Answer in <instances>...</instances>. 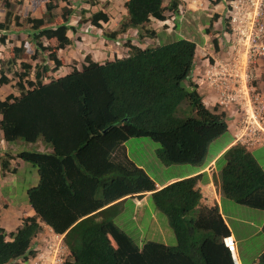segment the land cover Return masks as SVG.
I'll return each instance as SVG.
<instances>
[{
	"label": "trees",
	"instance_id": "16d2710c",
	"mask_svg": "<svg viewBox=\"0 0 264 264\" xmlns=\"http://www.w3.org/2000/svg\"><path fill=\"white\" fill-rule=\"evenodd\" d=\"M5 4L9 6V1ZM53 7L50 1L41 4L45 15ZM125 8L127 16L120 29L106 37L115 39L129 28L140 30L139 37L152 36L151 19L165 20L167 10L176 12L177 1L166 5L164 0H126ZM63 11V21L55 27L42 18H27L37 41L53 39L54 49L71 44L70 11ZM10 20L6 12L0 29H7ZM88 21L98 27L108 21V15L99 10ZM126 46L124 57L104 63L87 58L81 69L73 68L47 82L42 81L46 66L35 70L34 79L28 78L29 63L22 62L23 71L14 72L19 94L0 99L2 139L7 143L41 141L50 151L22 150L0 156L2 172L10 171L15 157L34 166L39 177L27 190L34 214L23 217L10 233L0 227V264H20L19 259L33 256L32 240L43 224L63 235L69 250L65 264H233L221 241L230 231L218 206L200 204L201 174L158 188L132 160L127 158L123 164L112 159L128 139L147 137L159 143L156 155L162 164L202 167L206 163L210 145L228 132V125L225 112H217V106L208 109L191 80L196 42L179 37L145 48ZM54 49L49 57L58 68L61 61ZM13 50L9 66L16 63L20 51ZM0 75V83L9 81L2 65ZM217 161L221 195L264 210V170L251 151L239 142ZM145 192L166 215L175 245L147 241L139 247L114 222L118 203L112 202ZM256 264H264V250Z\"/></svg>",
	"mask_w": 264,
	"mask_h": 264
},
{
	"label": "rangeland",
	"instance_id": "374dc122",
	"mask_svg": "<svg viewBox=\"0 0 264 264\" xmlns=\"http://www.w3.org/2000/svg\"><path fill=\"white\" fill-rule=\"evenodd\" d=\"M7 1H9V6L5 4V0H0V22L5 21L6 12L10 13L11 19L10 22H7V29H0V68L2 65L9 81L0 83V99H4L10 93L19 94L16 87L18 77L15 76L14 72L23 71L22 62L29 63L32 67L29 79H34L33 75L36 69H42L46 66L48 71L44 72L42 81L47 82L68 73L73 68H82L84 64H87V58L104 62L115 57H124L128 52L127 43L145 48L171 42L179 37L196 42L195 63L191 80L194 83L197 82V90L201 96H204L203 94L208 88L206 81L209 80L210 76L207 71L216 65V62H223L222 59H226L229 54L228 49L232 45L233 36L231 35L232 30H229L225 0H220L223 5L218 12L211 8L219 0H176L177 10L175 13L167 10L163 21L151 19L148 28L152 29V36L139 37L140 30L129 28L127 31L119 33L115 39H110L105 34L118 31L126 19L125 0ZM47 1H50L54 7L48 15H45L41 9V4ZM164 3L168 5L170 0H164ZM64 8L70 11L67 22L71 29L67 31V35L71 39V44L64 48L54 49L56 42L53 39L41 38L37 41L27 18H42L43 22L48 23L47 26L55 27L63 21L61 14L64 12ZM99 10L106 12L108 21L101 22L100 26L97 27L88 20L93 13ZM2 37L3 40H1ZM14 48H19L20 51L16 55V63L9 66L8 60L14 56ZM51 49L56 51L57 57L61 61L58 68H55V62L49 57ZM257 65L253 69L251 81L255 86H258L257 82L264 81V64ZM8 66L10 67L9 70ZM217 68H219L218 63ZM188 83L186 81V84ZM257 91L264 94V87H257ZM210 95H205L203 100L207 102ZM229 137L230 133L227 132L210 145L208 159L214 155L221 144L232 139ZM123 146L127 158L143 165L148 173L159 181H164L174 173L182 174L194 169L191 165L185 164H162L156 155V150L160 147L159 143L147 137H132ZM44 148L45 146L41 141L35 144L22 140L11 143L3 142L0 133L1 158H5L4 154L6 153L14 156L18 151L36 149L41 151ZM251 152L264 170V146ZM13 169L14 172H12ZM36 178L37 169L15 157L10 160V171L2 172L0 170V227L4 228L7 233L15 231L22 224V218L31 214L28 207L27 190L35 185ZM229 202L234 204L231 209L234 216L236 213L241 217L239 221L231 220V223L240 228L235 231L238 237L242 238L240 245L245 255V261H258L260 255L258 253L264 250V231L261 229L252 234L253 231H257V228L250 227L243 221L251 218L256 227L259 226L264 220V210H254L252 207L243 206L231 200ZM140 208L145 212L142 220H139L138 210ZM117 210L115 217L113 216L114 222L127 232L135 242L139 243L147 239V235L150 233L151 220L155 219L156 224L160 222L162 229L153 234V237L158 241L165 240L170 245L176 244L174 233L169 227L166 215L155 207L150 197L141 206L136 204L133 198H127L118 204ZM50 234L51 231L47 227H43L40 238L42 244L50 239L58 242L59 239L54 235L48 238ZM67 257V253L64 251L61 256L63 262L66 261ZM19 262L27 264L21 260Z\"/></svg>",
	"mask_w": 264,
	"mask_h": 264
},
{
	"label": "built area",
	"instance_id": "2783aa9c",
	"mask_svg": "<svg viewBox=\"0 0 264 264\" xmlns=\"http://www.w3.org/2000/svg\"><path fill=\"white\" fill-rule=\"evenodd\" d=\"M232 45L226 59L216 62L208 71L211 83H221L222 102H239L244 118L237 126L235 139L253 145L264 138V94L252 85L253 69L264 61V0H225ZM217 63L219 68H217ZM52 241L48 248L30 259L28 264H63L66 250L61 238ZM52 241V242H51ZM231 252L233 264H240L235 254L231 235L222 238Z\"/></svg>",
	"mask_w": 264,
	"mask_h": 264
},
{
	"label": "crops",
	"instance_id": "0c3cea01",
	"mask_svg": "<svg viewBox=\"0 0 264 264\" xmlns=\"http://www.w3.org/2000/svg\"><path fill=\"white\" fill-rule=\"evenodd\" d=\"M126 2V0H125ZM221 5H223V2L220 1L219 3H217L213 8H211L213 11H216L218 12ZM215 13V12H214ZM263 62L264 61H260L258 63V65H263ZM257 65V66H258ZM260 68V67H259ZM258 84V88H263L264 86V81H261V82H257ZM210 95V98L208 99V101H204L208 106H211V104L214 103V94L213 92L211 91L210 88H207L205 93H204V96L206 95ZM230 132V130H229ZM232 137V135H231ZM39 142V141H38ZM230 141H226L225 143L221 144L219 146V148L217 149V151H215L214 155L211 157V158H207L206 160V163L202 166V167H197V166H193L191 165L194 169L193 170H190V171H187L185 173H174L171 175V177L165 179L164 181L162 180H158L157 178H154L151 174H149L156 182V185L158 188L166 185V184H169L171 182H174L176 180H179V179H183V178H186V177H190V176H194V175H197V174H201V177L199 178L198 182H197V187L199 188L200 192H201V200H200V204L202 206H205V207H213L215 205L218 206L219 208V211L220 213L222 214V217L226 223V225L228 226V229L230 231L231 234H233L234 238H235V241H236V245H237V250H238V253H239V257H240V260H241V263L242 264H256L257 261H249V262H246L245 261V255L243 254V249L241 248V242H242V238L236 233V231H238L240 228L239 226L235 227V225L233 226L232 223H231V220H235V221H239L241 219V217L239 215H237L235 213L236 216H234L233 214V211L231 210L232 209V202H229L231 199H228L226 197H223L220 193V188H219V172H220V168H219V165H218V161L217 159L220 157V155L224 152V150L230 146L231 144L229 143ZM264 146V138L262 141H260L259 143H257L256 145L252 146V147H248V150L249 151H252V150H255L259 147H263ZM50 148H44V149H41V150H45V151H50L49 150ZM252 153V152H251ZM113 160H115L116 162H119V163H123V164H126V155H125V148L124 146H119L114 152H113V156H112ZM137 164V163H136ZM139 165L140 167H142L143 169H145V167L141 164H137ZM184 165V164H182ZM146 170V169H145ZM147 171V170H146ZM148 172V171H147ZM35 178V176H34ZM36 183L38 182V175H37V178H36ZM33 182H35V179H33ZM35 183V185H36ZM34 186V185H33ZM150 197V193L147 192L141 196H134V197H125V198H121L113 203H121L123 202L125 199L127 198H133L136 202V204H138L139 206L142 205V203H146L147 199ZM233 201V200H231ZM199 205V206H201ZM241 205V204H240ZM244 206V205H243ZM29 207V211L31 214L29 215H32L34 213V211L31 209L30 206ZM236 207V206H235ZM254 209V208H253ZM255 210V209H254ZM138 214H139V220H142L144 218V215H145V212L140 208L138 210ZM244 224L246 223L247 225H250V227H255L257 228V231H253L252 234L254 233H257L259 232L261 229H262V226L264 225V220L260 223L259 226L256 227V224L253 223V220H251V218L249 219H245L244 221ZM47 225L43 224V227H45ZM243 227V225H241ZM48 229H50L49 226H47ZM150 229V233L147 235V239L145 241H141V242H136V244L141 247L145 242L147 241H157V242H162L164 244H167V245H170L168 244L164 239V241H158L156 238L153 237V234L157 233V231H160L162 229V226L160 225V222H158V224H156V220L153 219L151 220V225L149 227ZM236 230V231H235ZM49 234V233H48ZM41 233H39L37 235V237L33 240V248H40L41 245L44 246V244H42L40 238H41ZM49 238V237H48ZM135 241V240H134ZM258 254H261V253H258Z\"/></svg>",
	"mask_w": 264,
	"mask_h": 264
},
{
	"label": "clouds",
	"instance_id": "9594fccd",
	"mask_svg": "<svg viewBox=\"0 0 264 264\" xmlns=\"http://www.w3.org/2000/svg\"><path fill=\"white\" fill-rule=\"evenodd\" d=\"M220 1V0H219ZM218 1V2H219ZM216 5V4H215ZM127 51H128V48H127ZM128 53V52H127ZM127 55V54H126ZM125 55V56H126ZM115 58H120V57H115ZM114 58V59H115ZM114 59H112V60H114ZM93 61H96V60H93ZM107 61V60H106ZM96 62H98V61H96ZM105 62V61H104ZM104 62H99V63H104ZM263 64H264V62H263ZM79 69V68H78ZM81 69V68H80ZM209 71V70H208ZM207 71V72H208ZM212 71V69L210 68V72ZM212 74H213V71H212ZM256 76H257V73H256ZM255 76V77H256ZM263 81V80H262ZM207 83V87L208 88H210L211 89V91L213 92V94H214V103L213 104H211V106H208L205 102H204V100H203V98H204V96H202V100H203V103H204V105L208 108V109H210V110H213V108L215 107V106H217V108H218V110H217V112H221V111H223V112H225V115H226V123H227V125H228V133H230V137H231V135H232V139L230 140V144L231 145H233V144H236V143H239L240 141H238V140H236L235 139V133H236V130H237V126L242 122V119L244 118V112H243V109H242V107H241V105L239 104V102H236V101H232V102H230V103H224V102H222V93H221V89H220V86H221V83H218V82H220V81H217L216 83H211L210 84V81L208 80V81H206ZM195 83H197V82H195ZM253 85V84H252ZM254 87L257 89V85L255 86L254 85ZM204 95V94H203ZM219 108H221V110H219ZM229 130H230V132H229ZM0 133H1V131H0ZM1 139H2V134H1ZM263 140V139H262ZM261 140V141H262ZM2 141L3 142H5L3 139H2ZM126 142V141H125ZM124 142V143H125ZM124 143H122L121 145L123 146L124 145ZM241 143V142H240ZM259 143V142H258ZM257 143H255V144H253V145H246V144H244L245 145V147L248 149V147H252V146H254V145H256ZM120 145V146H121ZM230 145V146H231ZM230 146H228V147H230ZM227 147V148H228ZM226 148V149H227ZM225 149V150H226ZM224 150V151H225ZM112 156H113V154H112ZM113 159V158H112ZM129 159V158H128ZM126 160H127V157H126ZM115 161V160H114ZM127 163V162H126ZM185 165H190V164H185ZM38 175V174H37ZM180 180V179H179ZM177 181V180H176ZM167 185V184H166ZM165 186V185H164ZM32 187V186H31ZM163 187V186H162ZM161 188V187H160ZM145 193H147V192H145ZM144 193V194H145ZM150 193V192H149ZM126 197H129V196H126ZM122 198H125V197H122ZM121 199V198H120ZM119 200V199H118ZM117 201V200H116ZM115 202V201H114ZM118 203V202H117ZM111 204H114L113 202L111 203ZM111 204H109V205H111ZM119 204V203H118ZM109 205H107V206H109ZM30 206V205H29ZM32 209V208H31ZM34 214V213H33ZM115 217V216H114ZM42 227H43V225H42ZM45 227H47V226H45ZM50 231H51V234H50V236H49V238H51V236H56V237H59V238H61V241H62V243H63V235H59V234H56V233H54L53 232V230L51 229V227H50V229H49ZM39 233H41V232H39ZM38 233V234H39ZM127 233V232H126ZM37 234V235H38ZM227 235H231L232 237H233V240H234V244H235V254H236V257H237V259L239 260V263L240 264H242L241 263V260H240V257H239V253H238V250H237V245H236V241H235V238H234V236H233V234H231V233H229V234H227ZM224 236H226V235H224ZM224 236H222V238L224 237ZM37 237V236H36ZM35 237V238H36ZM34 238V239H35ZM33 239V240H34ZM33 240H32V249L34 250V252H35V254L33 255V256H29V258L26 260V261H23V262H26L27 264L29 263V261H30V259L31 258H33V257H36L37 255H39L40 253H42L43 251H45L47 248H48V245H49V243H50V240H52V239H50V240H47V242L44 244V246L42 245L40 248H33ZM134 240V239H133ZM221 241H222V239H221ZM135 242V241H134ZM136 243V242H135ZM223 243V242H222ZM48 244V245H47ZM64 244V243H63ZM65 245V244H64ZM224 245V244H223ZM225 246V245H224ZM66 247V246H65ZM142 247V246H141ZM226 247V246H225ZM227 248V247H226ZM228 249V248H227ZM66 253H67V256H69V250L67 249V247H66ZM228 252H229V254H230V258H231V261H232V263H233V260H232V256H231V252L229 251V249H228ZM262 253V252H261ZM68 258V257H67ZM20 260V259H19ZM19 260H18V262H19ZM22 261V260H21ZM20 263V262H19ZM21 264V263H20ZM63 264H65V261L63 262Z\"/></svg>",
	"mask_w": 264,
	"mask_h": 264
}]
</instances>
